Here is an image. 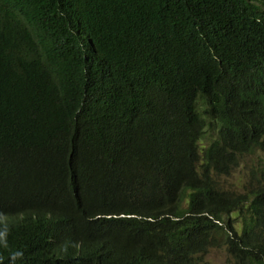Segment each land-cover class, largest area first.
I'll return each instance as SVG.
<instances>
[{"label": "trees", "instance_id": "obj_1", "mask_svg": "<svg viewBox=\"0 0 264 264\" xmlns=\"http://www.w3.org/2000/svg\"><path fill=\"white\" fill-rule=\"evenodd\" d=\"M214 249L264 264V0H0V264Z\"/></svg>", "mask_w": 264, "mask_h": 264}, {"label": "rangeland", "instance_id": "obj_2", "mask_svg": "<svg viewBox=\"0 0 264 264\" xmlns=\"http://www.w3.org/2000/svg\"><path fill=\"white\" fill-rule=\"evenodd\" d=\"M248 163H250V159H248ZM240 179V173L237 172L231 178H224L225 186L227 188L232 187L233 185H237V181ZM203 264H228L227 263V254L223 249H214L209 254L205 256L203 259Z\"/></svg>", "mask_w": 264, "mask_h": 264}]
</instances>
